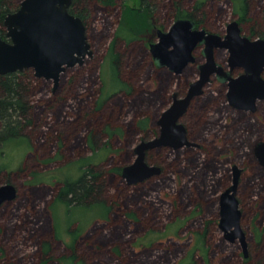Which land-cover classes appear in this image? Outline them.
Wrapping results in <instances>:
<instances>
[{
  "label": "trees",
  "instance_id": "16d2710c",
  "mask_svg": "<svg viewBox=\"0 0 264 264\" xmlns=\"http://www.w3.org/2000/svg\"><path fill=\"white\" fill-rule=\"evenodd\" d=\"M21 2L0 0V37H6V16ZM138 2L137 8L122 4L109 46L117 83L113 92L102 87L99 57L65 75L50 97L37 95L50 82L36 77L32 68L0 75V148L15 141L27 147L16 170H0V185L13 182L18 189L14 200L0 206V264H176L191 237L198 242L186 254L189 264H264V168L253 150L264 140V119L231 107L224 92L214 90L218 81L193 99L183 119L189 138L199 146L151 150L146 159L161 167L159 175L133 186L122 177L123 167L135 159L133 145L159 134L157 121L170 103L173 84L184 91L190 66L196 69L189 65L175 75L157 67L145 36L154 12L162 7L167 22L191 18L215 31L219 27L210 25L222 15L220 0ZM114 3L73 0L69 9L90 26L93 12L103 8L107 14ZM232 3L242 27L264 37V0ZM161 28L167 29V23ZM74 156L80 161L79 175L41 178L51 163L62 168ZM234 165L244 169L238 197L253 232L245 260L237 245L217 234L219 196L232 183ZM19 180L24 183L16 184ZM57 199L69 207L104 206L105 219L64 246Z\"/></svg>",
  "mask_w": 264,
  "mask_h": 264
},
{
  "label": "water",
  "instance_id": "95a60500",
  "mask_svg": "<svg viewBox=\"0 0 264 264\" xmlns=\"http://www.w3.org/2000/svg\"><path fill=\"white\" fill-rule=\"evenodd\" d=\"M73 0H22L17 10L4 21L6 37H0V75L33 69L35 76L52 80L57 89L61 75L67 68L84 64L94 51L88 40L85 21L70 12ZM158 40L150 44V51L159 67H167L181 74L196 61L194 51L204 45L205 60L199 65V76L190 84L183 97L173 94V102L165 108L157 123L159 135L142 139L134 148L135 159L122 169V177L129 185L157 176L161 167L149 164L147 153L158 147L180 149L199 146L187 135L180 122L193 98L204 93L205 86L216 75L227 82V99L237 109L256 110L258 100H264V38L251 39L241 34L237 20L227 26L225 36L196 27L189 18L176 19L168 30L156 29ZM228 49L229 68L216 60L215 49ZM236 67L244 73L233 76ZM254 154L264 167V140L256 143ZM242 169L233 166V183L220 194L219 227L232 242L240 239L245 256L248 255L246 234L241 224L242 211L237 197ZM17 196L12 183L0 185V206Z\"/></svg>",
  "mask_w": 264,
  "mask_h": 264
},
{
  "label": "rangeland",
  "instance_id": "374dc122",
  "mask_svg": "<svg viewBox=\"0 0 264 264\" xmlns=\"http://www.w3.org/2000/svg\"><path fill=\"white\" fill-rule=\"evenodd\" d=\"M125 1H126V4H129L131 7L137 8L139 6L138 0H116V3H114L113 6L110 5L107 8V10H106L107 14H103L104 13L103 8H100V12H98V13L93 12L92 15H90L88 17L87 21L89 22L90 26L88 25V23H86L87 34H88V40L91 43L92 49L94 51L93 56H88L85 59L84 64H77L74 67L67 68V70L62 73L59 85L55 91H54V87H55L54 82L52 80L49 81V80L44 78L46 81L50 82V87L49 88L40 87L39 90H37V95L39 97H41V95H47L48 97H50L51 95H54L55 92L58 90V88L61 84V81L65 75H67L70 71H72L76 68L87 65L90 61L94 60L96 57H99L98 61L100 63H102V65H101L102 87H104V90L107 93L113 92L116 89L117 83H116V80L114 79L113 70H112L110 58L108 55L109 54L108 50H109L110 44L113 41L114 32L116 31L117 26H118V21H119V17H120V11L122 8V4H124ZM219 6L222 9V15H221V17L217 18V20L214 22V24H211L210 26H212V25L218 26L219 28L216 29V31L222 32V30H226V26L229 22H231L234 19H239V16H238V14L234 13V7H233L232 0H220ZM112 9H114L113 12H112ZM165 10H167V9H165ZM163 11H164V9L162 7H160L159 9L156 10V12H154V15L151 17L152 19L150 20L151 26L148 27L145 31L146 32V34H145L146 38L150 39L151 42H156L158 40V36H157V33L154 29V26H160L161 27L163 25V23H167V26L169 28L172 25V23L174 22V20L167 22V19L165 20V14L166 13ZM242 28H243L244 33L246 35H249V32L246 30V25H245V28L244 27H242ZM211 31L215 32V29L211 30ZM149 53L154 60V57H153L150 49H149ZM195 55H197V53H195ZM216 55H217V58L219 59V61H221L222 63H223V61H225V56L223 54H221L219 56L218 53H216ZM101 57H104L103 58L104 60H101ZM191 65H195V64L191 63ZM98 73H99V69L97 68L96 74H98ZM181 74H179V75H181ZM175 75H178V74H175ZM189 75L191 76L190 81L198 78V76H199L197 70L194 69L192 66H190ZM218 83H221V85L220 86L218 85L219 88L216 85H214L213 86L214 90H217L218 92H224V94L226 96L227 103L231 107H233L227 99V95H226L227 88H226V86L219 80H218ZM209 88H211V87H208V85H207L206 90ZM179 91L180 90L178 89L177 84H173V86L171 88V92H170L171 98H172L174 93L179 92ZM235 109H237V108H235ZM237 110H239V109H237ZM247 112H249L251 114H259V115H261L260 116L261 119H264V115H263L264 114V100L258 103V107H257V110L255 112H252V111H247ZM154 137H156V136H154ZM154 137H151L149 139H152ZM149 139H146V140H149ZM140 141H141V139L138 140V142H136L133 145V152H134L135 146ZM193 142H195V141H193ZM21 143H23V142H21ZM21 143H18L17 141H15V142H11L9 144H5L2 148H0V170H4V172H6V169H9V171L10 170H16L22 164V162L24 161V158L26 157V154H27V147H26L25 143L23 145H18ZM255 145L253 147V150L255 148ZM193 147H196V146H193ZM154 149H157V148H154ZM154 149H151V150H154ZM151 150H149V151H151ZM89 155H90V153H86V157ZM254 156H255V154H254ZM255 158H256V156H255ZM257 161H258V159H257ZM97 162H99V161H97ZM258 163H259V161H258ZM60 164L61 163H59L57 161H54L53 163H51L48 167H46L48 169H46L45 171H43L41 173V178H43L45 180L55 179V178L63 180L65 178H67L68 176H71L74 178L80 174V161L78 159V156H74V158H69V159H67V161H64V164H63L64 167H62V168L58 167V166L62 165V164L61 165ZM259 166H260V168H264L260 163H259ZM238 167H240V166L238 165ZM3 168H5V169H3ZM240 168L242 169V172H243L244 169L242 167H240ZM241 177H242V173H241ZM241 177H240V179H241ZM124 181L126 182L125 179H124ZM23 183H24V180H19L18 182H16V184H19V185H22ZM141 183H143V182H141ZM232 183H233V181H232ZM239 183H240V181H239ZM126 184L128 186H133V185H129L127 182H126ZM134 185H136V184H134ZM238 191H239V185H238ZM237 196H238V192H237ZM238 199H239V197H238ZM239 201H240V199H239ZM57 202L58 203L56 204V209H57L56 221L58 224L57 225L58 230L60 231V236L62 238V242H63L64 246L71 245L73 243L74 236L76 234L85 232L87 229H89L91 227V225L93 223L104 221V219H105L104 216L106 215V210L104 209V206L103 207L99 206V205L95 206V205H97V204H95V205H93L94 207L93 206L83 207L82 205L81 206H75V207H69L67 204L59 201L58 199H57ZM240 209L242 211L241 224H242V228L244 229V232L246 234V243H247V252H248L247 257L244 255V247H243V244L240 241V239L239 238L236 239L235 242L229 241L225 237L224 231L220 229V227H219V221H220L219 202H218V207H217V210L219 213L218 214V222H217V234L219 235V233H220L224 237L226 243L231 244V245H237L238 250L240 252V255L245 260L250 256V243H251V238L253 237L252 236L253 232H252L251 228H249L248 224H246L247 220L244 219V217H243L244 211H243V205H242L241 201H240ZM165 221H167V223H169V220L166 218H165ZM185 231H186V229L183 230V232H185ZM153 236H156V238L159 237V236H157V233H154ZM182 238H185V234H183ZM189 238H190V236H189ZM197 242H198V239H196V237H193V238L191 237L190 240L188 241V244H187L188 246L186 247L187 248L186 252L187 253L191 252L192 243H197ZM20 248H23V247L21 246ZM198 252H195L194 255H197L196 253H198ZM200 252L203 253L202 250ZM186 254H182L181 257L176 259V264H189L186 261V258H187Z\"/></svg>",
  "mask_w": 264,
  "mask_h": 264
},
{
  "label": "flooded vegetation",
  "instance_id": "af4514ba",
  "mask_svg": "<svg viewBox=\"0 0 264 264\" xmlns=\"http://www.w3.org/2000/svg\"><path fill=\"white\" fill-rule=\"evenodd\" d=\"M178 19V18H177ZM189 19H191V18H189ZM176 20V19H175ZM174 20V21H175ZM192 20H194V19H192ZM234 20H237L238 22H239V25H240V27H241V34L242 35H244V36H247V37H249V38H251V39H255V38H264V37H262V36H254V35H251V34H249V35H246L245 33H244V31H243V28H242V25H241V22L239 21V19H234ZM233 21V20H232ZM231 21V22H232ZM194 22L196 23V27L197 28H200V29H205V30H207L208 32H212L211 30H208L207 28H204V27H202V26H200V25H198L197 24V22L194 20ZM230 23V22H229ZM228 23V24H229ZM228 24H227V26H228ZM227 26H226V30H222V32H219V31H215V32H213V33H217V34H220L221 36H225L226 35V33H227ZM154 29H155V31H156V29H162V30H164V31H166V30H168L169 28H167V29H163V28H161V27H159V26H154ZM156 33H157V31H156ZM157 36H158V34H157ZM152 42H150V44H151ZM149 49H150V46H149ZM203 50H204V45H198L197 46V48H196V50L194 51V54L195 53H197V55H196V61L195 62H193L194 64H195V66H196V70H197V72H198V74H199V65L205 60V56H204V52H203ZM220 51V53L221 54H223L224 56H225V61H223V63L221 62V61H219V59L217 58V55H216V53H218ZM215 55H216V60L219 62V63H221V64H223L224 66H226L227 68H229V64H228V56H229V52H228V49H221V48H216L215 49ZM200 56V57H199ZM154 62H155V60H154ZM155 64H156V62H155ZM157 65V64H156ZM189 65H191V63L189 64ZM189 65L187 66V67H189ZM158 66V65H157ZM159 67V66H158ZM160 68H162V67H160ZM164 68H166V67H164ZM186 70V69H185ZM184 70V71H185ZM171 71V70H170ZM183 71V72H184ZM172 72V71H171ZM172 73H174V74H176L175 72H172ZM244 73V69L242 68V67H236L234 70H233V72H232V75L233 76H239V75H241V74H243ZM179 75V74H178ZM262 75H263V77H264V70H263V73H262ZM197 79V78H196ZM196 79H194V80H192V81H190L189 82V84H188V86L185 88V90L183 91V90H181V91H179V92H176L177 94H178V97H183V96H185L186 94H187V92H188V89H189V87H190V84L193 82V81H195ZM219 79H218V77L216 76V75H214L213 77H212V80H211V82L210 83H212V82H214V81H218ZM220 81V80H219ZM222 82V81H221ZM210 83H208V84H210ZM225 86H226V88H227V90H228V85H227V82H222ZM207 84V85H208ZM206 85V86H207ZM206 86H205V89H204V93H205V90H206ZM203 93V94H204ZM226 95H227V93H226ZM198 97V96H197ZM173 96H172V98H171V100H170V103H169V105L173 102ZM194 99V98H193ZM193 101V100H192ZM192 101H191V103H192ZM261 101H263V100H258L257 101V104H256V106L258 107V103L259 102H261ZM168 105V106H169ZM191 105V104H190ZM257 107H256V110H257ZM189 108H190V106H189ZM189 108H188V110H189ZM235 108V107H234ZM188 110H187V112H188ZM239 110H244V109H239ZM256 110H254V111H252V110H244V111H252V112H255ZM187 112L182 116V118L180 119V122H182V123H184L183 122V119L185 118V116H186V114H187ZM184 125L186 126V124L184 123ZM186 128H187V126H186ZM159 132H160V128H159ZM159 135V134H158ZM187 135H188V129H187ZM188 138H189V135H188ZM190 139V138H189ZM191 140V139H190ZM192 141V140H191ZM186 147H192V146H185V147H183V148H186ZM170 148V147H169ZM183 148H180V149H183ZM172 149V148H171ZM177 150H179V149H177ZM132 163V162H131ZM232 181H233V168H232ZM5 183H12V184H14L15 185V183H13V182H5ZM5 183H3V184H5ZM232 184V183H231ZM2 185V184H1ZM16 186V185H15ZM231 186V185H230ZM229 186V187H230ZM17 188V187H16ZM17 193H18V189H17ZM238 197V196H237ZM219 199H220V196H219ZM245 254V253H244Z\"/></svg>",
  "mask_w": 264,
  "mask_h": 264
}]
</instances>
